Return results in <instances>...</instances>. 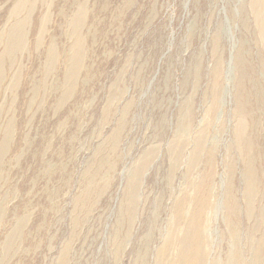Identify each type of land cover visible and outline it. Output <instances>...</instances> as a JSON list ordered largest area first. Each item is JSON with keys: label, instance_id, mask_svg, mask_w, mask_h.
Listing matches in <instances>:
<instances>
[{"label": "rangeland", "instance_id": "374dc122", "mask_svg": "<svg viewBox=\"0 0 264 264\" xmlns=\"http://www.w3.org/2000/svg\"><path fill=\"white\" fill-rule=\"evenodd\" d=\"M0 264H264V0H0Z\"/></svg>", "mask_w": 264, "mask_h": 264}]
</instances>
